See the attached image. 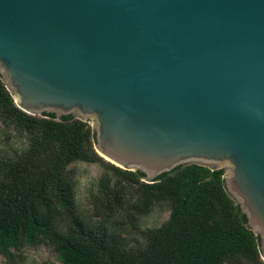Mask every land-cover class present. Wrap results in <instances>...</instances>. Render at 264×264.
Listing matches in <instances>:
<instances>
[{
    "label": "water",
    "instance_id": "water-1",
    "mask_svg": "<svg viewBox=\"0 0 264 264\" xmlns=\"http://www.w3.org/2000/svg\"><path fill=\"white\" fill-rule=\"evenodd\" d=\"M0 75L148 183L223 169L264 261V0H0Z\"/></svg>",
    "mask_w": 264,
    "mask_h": 264
},
{
    "label": "trees",
    "instance_id": "trees-1",
    "mask_svg": "<svg viewBox=\"0 0 264 264\" xmlns=\"http://www.w3.org/2000/svg\"><path fill=\"white\" fill-rule=\"evenodd\" d=\"M0 123L23 141L20 153L0 156V255L9 262L46 245L62 264H264L260 237L228 193L223 169L185 165L148 183L96 152L89 121L20 110L1 75ZM79 162L104 167L93 195L95 227L77 205L70 166ZM159 205L169 219L136 245L107 228L120 212L140 218Z\"/></svg>",
    "mask_w": 264,
    "mask_h": 264
},
{
    "label": "rangeland",
    "instance_id": "rangeland-1",
    "mask_svg": "<svg viewBox=\"0 0 264 264\" xmlns=\"http://www.w3.org/2000/svg\"><path fill=\"white\" fill-rule=\"evenodd\" d=\"M60 117V116H59ZM93 126V121H90ZM5 131V130H4ZM7 136L3 132L0 123V156L13 157L20 153L23 141L16 133L9 132ZM77 180L76 200L82 215L90 219L91 227L96 226L100 217L95 216L94 199L98 190V181L104 173V167L100 164L86 162L75 163L70 166ZM170 217V210L165 205L155 206L148 216L135 217L126 212H120L107 228L115 236H119L130 245H136L141 240V233L147 229L159 228ZM0 264H62L54 250L46 245L39 247H28L21 252H16V260L9 262L7 258L0 255Z\"/></svg>",
    "mask_w": 264,
    "mask_h": 264
}]
</instances>
